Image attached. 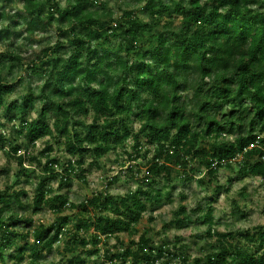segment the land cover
I'll list each match as a JSON object with an SVG mask.
<instances>
[{
	"label": "trees",
	"instance_id": "1",
	"mask_svg": "<svg viewBox=\"0 0 264 264\" xmlns=\"http://www.w3.org/2000/svg\"><path fill=\"white\" fill-rule=\"evenodd\" d=\"M22 1L28 20L0 13V24L9 22L0 27L1 40L10 35L11 29L22 27L24 40L32 41L40 27H45L41 21L45 16L48 26L56 18L59 37L72 48L66 58L59 54L63 42L44 48V59L37 58L40 65L32 60L26 66L30 76H45L40 95L28 87L19 102L6 107L4 97L13 94L14 85L6 82L2 68L10 72L23 65L14 50L0 53V108L6 109L9 122L17 119L16 111L22 114L17 135L25 141V146L18 145L17 139L5 138L0 133V148H7L5 154L16 161L19 172L25 175L30 170L23 166L25 153L29 151L21 155L18 152L23 147L35 148L39 140L51 134L56 139L63 137L65 152L72 158L64 166L55 158L48 159L43 166L47 173L59 178L60 188L73 178L85 181L86 156L100 167L98 163L103 156L125 146L128 140L133 143L132 152L127 154L130 160L143 151V140L151 145L152 155L144 171L135 170L136 175L145 178L147 190L138 186L124 195L97 193L76 206L69 204L64 195H52V188L45 179L41 180L34 190L33 206H47L56 216L54 223L49 227L39 224L21 235L11 232L12 226L20 221L10 216L7 224L3 214L8 212L11 201L17 208L25 209L20 198L26 194L21 190L10 193L8 187L0 190L2 264L3 252L16 244V238L21 241H28L30 235L33 238L31 244L17 248L16 262H23L28 250L27 264H37L40 251L51 252L63 234L70 236L69 244L76 250L78 245L87 244L78 235L91 228L94 230L90 235L91 249H95L101 237L108 240L118 239L121 233L131 234L148 208L163 201L153 186L159 180L169 181L175 168L181 169L180 178L188 181L198 172L197 165L203 166L206 178H214L225 164L233 168L235 163L240 179L264 180V0H131L145 4L142 10L148 15L146 22L129 5L118 18L108 19L104 10L107 3L103 1L65 0L62 9L61 0ZM166 16H178V25H174L173 19L165 21ZM19 19H23L21 26ZM62 24L68 26L67 30ZM114 38L120 41L111 47L110 39ZM56 97L59 102L54 100ZM36 103L40 104L38 114L30 118L29 112ZM89 117L91 122L86 123ZM69 121L74 127L71 132ZM135 122L139 123L137 130L133 129ZM232 130L234 137L226 139L225 135H231ZM52 150L48 143L43 152ZM31 159L39 165L37 158ZM115 180L116 177L112 178L108 186ZM220 189L222 186L218 185L214 191L218 193ZM179 198L183 200L184 196L179 194ZM67 209L93 213L76 218L72 224L75 232L70 233L64 228L68 217L61 215ZM185 211L184 205L174 211V227L184 226L181 216ZM23 220L32 224L31 218ZM148 220L151 222L153 218ZM213 221L209 207L202 237L214 241L207 253L192 264H264L262 228L216 233ZM128 244L133 252L121 245L124 252L122 256L116 253L115 263L155 264L162 260L164 264H172L179 259V264H188L184 245L163 242L155 245L147 232ZM251 244L259 248L252 251ZM94 249L87 254H95ZM64 250L71 252L68 247ZM66 264H85V259L73 255Z\"/></svg>",
	"mask_w": 264,
	"mask_h": 264
},
{
	"label": "rangeland",
	"instance_id": "2",
	"mask_svg": "<svg viewBox=\"0 0 264 264\" xmlns=\"http://www.w3.org/2000/svg\"><path fill=\"white\" fill-rule=\"evenodd\" d=\"M106 2L105 7L106 17L118 18L121 13L127 8V5L131 9H135L137 16L144 22L148 21L147 13L142 10L144 5L135 4L131 0H97V2ZM177 1V0H175ZM126 3V4H124ZM66 5L65 0L59 2L60 8H64ZM128 6V7H129ZM0 13L3 15H19L25 17L28 20V14L23 9L22 0H0ZM18 20L17 17L13 18ZM173 19L174 25H178L180 18L178 16L165 17V21ZM45 27H40L34 36L32 41L24 40L25 34L21 32L22 27L11 29V33L4 40L0 39V53L4 54L11 49L14 50L22 58V67L14 68L8 72V69L2 68V76L8 84L14 85V92L9 96H5V105L17 101L19 102L21 96L28 91V87L31 88L36 94L40 95L39 89L46 81L43 74L32 75L28 74L26 66L35 60L37 65H40V58H43V49L46 47H54L57 41L63 42L64 47L59 51V54L66 58L68 53L71 51L72 46L68 45L65 39L59 37V31L57 29L58 23L56 18L51 25L46 24L45 16L41 19ZM23 19H19L20 26L23 24ZM4 26L9 24L8 21L2 23ZM0 24V27L2 26ZM62 28L67 30L68 26L62 24ZM21 34V35H19ZM119 38L110 39L111 47L116 46L119 43ZM94 61H91V64ZM6 66V63H4ZM20 83L22 84H19ZM52 86V84H51ZM48 91V88L46 89ZM56 102L60 101V98L54 99ZM134 106V105H133ZM39 103H36L34 108L29 112L30 118H35L38 114ZM17 119L14 122L7 120L8 115L6 109L0 108V133L8 139H17L16 144H23L21 138H18L17 131L19 130V121L22 118V114L18 111L15 113ZM86 123L91 122V118L85 119ZM72 121L68 122L69 132L73 131ZM78 128V127H77ZM139 123L133 124V129L137 130ZM235 132L232 130L231 135L226 134V139H232ZM50 143L53 147L52 152L46 153L43 150L46 145ZM144 148L141 154L135 159L130 160L127 156L131 153L132 140H128L123 147H118L116 150L111 151L107 155L103 156L100 160L98 167L92 164V158L89 156L85 157L83 167L86 169L84 175L85 181L82 182L76 178L60 188L59 178L54 177L53 174L47 173L43 166L48 159L55 158L59 161L60 166L72 159L65 152L64 139L53 138V134L39 140L35 144L33 149H21L17 155L26 152V160L24 167L28 168L30 172L22 175L19 172V166L12 158L9 159L5 154L7 148H0V190L4 188H10V193L13 191H23L26 195L20 198L22 205L25 209H19L11 201L9 204L8 212L3 214L4 221L8 224L10 216L18 219L20 222L12 226V231L15 234L21 235L26 232H31L39 224L44 227H49L54 223L55 214L45 205L39 208L33 206L34 190L39 185L41 180L45 179V183L48 187H51L53 194H61L67 198L69 204L78 205L80 202L90 199L97 193H105L106 195H124L128 191L133 192L138 186H143L145 190L148 189L145 182V178L141 174H137L135 170L140 169L144 171L149 165L147 162L151 159L152 147L143 140ZM144 152H148L147 156L143 155ZM46 153V154H45ZM45 154V156H43ZM31 157L37 158L40 162L31 159ZM74 159V158H73ZM225 164L222 169L218 171L214 178H206L205 170L202 165H197L196 170L198 172L189 179L184 181L180 178L179 168H175L172 177L169 181L159 180L158 184L153 186V190L156 188L163 197V201L158 205L149 207L148 210L142 215V219L137 224L131 234L121 233L118 235V239L111 237L105 240L104 237L100 238V243L95 247V254L88 255L87 251L93 250V243L91 242L90 235L94 233L91 228L86 233H80L78 236L85 238L87 244L85 247L81 245L76 248H72L69 244L68 235H61L59 241L54 244L52 251H40L41 258L37 264H66L67 260L71 256L77 255L81 259H85V264H119L114 262V257L117 255L122 256L123 245L125 248H130L129 251L133 252V247L129 246V241H137L141 233L147 232L148 237L153 239L155 245L163 243L184 245L186 247V254L188 256L187 263L192 264L195 259L205 255L213 243L214 240L206 239L202 236L206 230V225L203 223L207 212L210 207L212 210L213 228L216 233H234L236 231H254L258 228L264 230V180L260 178H239L235 170V163L232 167H228ZM134 170L132 172L128 171ZM60 167L57 168V171ZM133 175V176H132ZM116 177L115 182L108 186L109 181ZM201 179L204 182L199 183L197 180ZM231 180V182H229ZM144 181V182H143ZM222 186V189L217 193L214 191L216 186ZM179 194L184 196L183 200H180ZM244 194V196H241ZM179 205H184L186 211L181 216L183 219L184 226L182 228L174 227L172 223L174 219V211ZM3 206V205H1ZM0 206V207H1ZM36 210V212H33ZM90 216L93 211L90 210ZM81 210L78 209H67L61 215L68 217V221L65 229L69 230L70 233L75 232L72 224L76 218H85L88 216ZM152 217L153 221H149L148 218ZM187 217L189 220H187ZM31 218L32 224H26L23 219ZM168 225V228H165ZM177 239V240H176ZM238 240V239H237ZM241 241V239H239ZM33 238L30 235L28 241H21L20 238H16V244L13 243L3 252L4 264H27L29 261L28 250L25 251V260L21 263H17L14 258L17 248L23 247L26 243L31 244ZM120 245V246H119ZM71 248L70 253H66L64 248ZM252 251L257 250L259 247L256 244L249 245ZM109 251V252H107ZM126 259H129L126 257ZM180 260H173L172 264H179ZM0 264H2L0 260ZM155 264H164L162 260Z\"/></svg>",
	"mask_w": 264,
	"mask_h": 264
},
{
	"label": "built area",
	"instance_id": "3",
	"mask_svg": "<svg viewBox=\"0 0 264 264\" xmlns=\"http://www.w3.org/2000/svg\"><path fill=\"white\" fill-rule=\"evenodd\" d=\"M263 151H264V149H263Z\"/></svg>",
	"mask_w": 264,
	"mask_h": 264
}]
</instances>
